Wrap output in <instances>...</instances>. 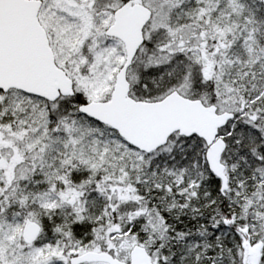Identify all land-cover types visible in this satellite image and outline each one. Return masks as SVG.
Returning <instances> with one entry per match:
<instances>
[{
    "label": "snow or ice",
    "instance_id": "1",
    "mask_svg": "<svg viewBox=\"0 0 264 264\" xmlns=\"http://www.w3.org/2000/svg\"><path fill=\"white\" fill-rule=\"evenodd\" d=\"M0 264H264V0H0Z\"/></svg>",
    "mask_w": 264,
    "mask_h": 264
}]
</instances>
